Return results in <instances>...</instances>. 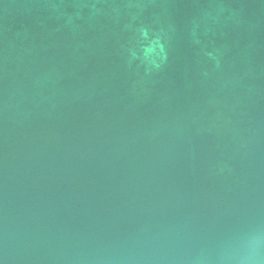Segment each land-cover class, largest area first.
<instances>
[{"label":"water","instance_id":"95a60500","mask_svg":"<svg viewBox=\"0 0 264 264\" xmlns=\"http://www.w3.org/2000/svg\"><path fill=\"white\" fill-rule=\"evenodd\" d=\"M0 264H264V0H0Z\"/></svg>","mask_w":264,"mask_h":264},{"label":"clouds","instance_id":"9594fccd","mask_svg":"<svg viewBox=\"0 0 264 264\" xmlns=\"http://www.w3.org/2000/svg\"><path fill=\"white\" fill-rule=\"evenodd\" d=\"M213 59H216L215 57H213ZM219 64V61L217 60V65ZM156 67H159V65H157Z\"/></svg>","mask_w":264,"mask_h":264}]
</instances>
